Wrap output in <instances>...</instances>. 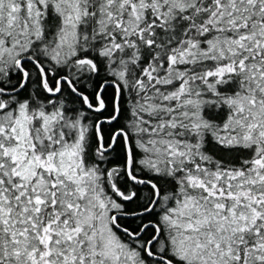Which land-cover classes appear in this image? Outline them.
Wrapping results in <instances>:
<instances>
[{
    "label": "snow or ice",
    "instance_id": "1",
    "mask_svg": "<svg viewBox=\"0 0 264 264\" xmlns=\"http://www.w3.org/2000/svg\"><path fill=\"white\" fill-rule=\"evenodd\" d=\"M0 264H264V0H0Z\"/></svg>",
    "mask_w": 264,
    "mask_h": 264
}]
</instances>
